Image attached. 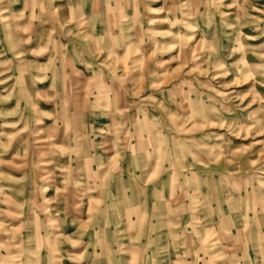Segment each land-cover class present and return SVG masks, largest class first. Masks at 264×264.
I'll return each instance as SVG.
<instances>
[{
	"label": "rangeland",
	"instance_id": "1",
	"mask_svg": "<svg viewBox=\"0 0 264 264\" xmlns=\"http://www.w3.org/2000/svg\"><path fill=\"white\" fill-rule=\"evenodd\" d=\"M0 264H264V0H0Z\"/></svg>",
	"mask_w": 264,
	"mask_h": 264
}]
</instances>
